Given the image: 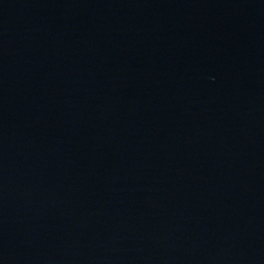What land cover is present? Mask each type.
<instances>
[{"label":"water","instance_id":"1","mask_svg":"<svg viewBox=\"0 0 264 264\" xmlns=\"http://www.w3.org/2000/svg\"><path fill=\"white\" fill-rule=\"evenodd\" d=\"M0 264H264V0H0Z\"/></svg>","mask_w":264,"mask_h":264}]
</instances>
